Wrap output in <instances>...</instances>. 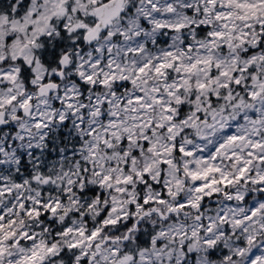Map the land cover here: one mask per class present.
<instances>
[{
  "label": "snow or ice",
  "instance_id": "snow-or-ice-1",
  "mask_svg": "<svg viewBox=\"0 0 264 264\" xmlns=\"http://www.w3.org/2000/svg\"><path fill=\"white\" fill-rule=\"evenodd\" d=\"M0 264H264V0H0Z\"/></svg>",
  "mask_w": 264,
  "mask_h": 264
}]
</instances>
